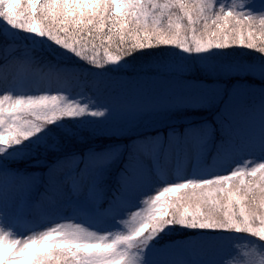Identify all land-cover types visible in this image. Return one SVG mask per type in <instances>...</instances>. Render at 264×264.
I'll use <instances>...</instances> for the list:
<instances>
[{
  "label": "snow or ice",
  "instance_id": "obj_1",
  "mask_svg": "<svg viewBox=\"0 0 264 264\" xmlns=\"http://www.w3.org/2000/svg\"><path fill=\"white\" fill-rule=\"evenodd\" d=\"M0 30L2 59L20 70L13 89L39 77L79 86L73 77L81 73L113 86L91 111L64 95H0V215L18 217L17 202L38 201L49 212L71 206L105 226L101 235L80 223H57L27 236L12 224L0 226V264H264V243L248 241L250 247L217 259L223 249L215 242L232 237L206 235L264 242V162L254 163L257 154L264 161V0H0ZM18 33L33 42L11 55L22 41ZM233 48L259 56L227 55ZM154 50L173 55L124 74L129 58ZM60 53L78 65L62 63ZM189 109H204L211 120L176 123ZM85 114L102 119L78 121L107 125L93 126V134H127V142L36 159L31 169L38 174L19 166L40 145L60 153L61 141L53 136L48 144L50 133L42 134ZM242 153L254 166L209 175ZM162 163L175 167L179 181L160 186L142 201L146 209L132 211ZM109 225L125 230L114 233ZM175 229L200 234L205 246L166 241Z\"/></svg>",
  "mask_w": 264,
  "mask_h": 264
},
{
  "label": "rangeland",
  "instance_id": "obj_2",
  "mask_svg": "<svg viewBox=\"0 0 264 264\" xmlns=\"http://www.w3.org/2000/svg\"><path fill=\"white\" fill-rule=\"evenodd\" d=\"M223 3H231V0H220ZM258 3V0H257ZM18 35L22 36L18 45V51L11 53V55H21L26 50V48L30 47V44L33 42V38L23 37L24 33H18ZM26 38V40H25ZM5 39L3 35V31L0 30V43ZM51 49V46H48ZM55 51V50H52ZM6 53L4 51H0V95L3 94H14V95H64L69 98L70 102H74L79 104L80 106H88V110H96L97 101L104 100L108 93L103 92L104 88H108V92H112L113 86L107 84L104 80L99 77H94L88 73L78 74L73 79H79L81 81L79 86L68 87L64 82L57 81H49L44 77L37 78V83L33 84L29 87H19L17 86L15 89L11 87L13 83V74H17V79H19V66L6 65L2 59V57ZM61 57L62 63H68L71 65H78V62L75 61L70 56H66L63 54ZM173 55L172 52H165L161 50H154L144 54H137L135 58H129V65L127 69H125L124 74L131 75L133 72H139L142 70V65L155 57H168ZM232 57H243L248 60H251L255 57H258L259 54L254 51L244 50L239 48H233L229 50L227 54ZM151 71V69H148ZM93 72L103 71L92 69ZM110 72L119 74L121 72L120 69H109ZM198 115V116H196ZM198 117V118H197ZM199 117L201 119H199ZM207 117V119H205ZM80 119H102V118H92L85 114L84 117L76 118L75 120H68L65 118L64 121L60 122L59 125L51 126L48 129V133L42 134L48 135L47 143L52 144L54 141L52 137L54 136L57 140H60L64 145L60 153H54L49 151L45 153L43 151V146L40 145L36 149V154L31 158V162L21 160L19 166L23 169L25 167L30 168L31 171H36L39 173V169H31L32 162L36 159H40L42 161L51 162L53 158L60 154L69 153L70 151L75 150L76 152H86L89 147L103 148L110 143L113 142H127L128 135H122L117 137L115 135L105 133V132H97L93 134L91 129L93 126L96 128L107 127V125H93L91 121L87 123L80 122ZM196 119H199L196 120ZM196 120V121H195ZM210 121L211 117L208 116V113L204 109H189L185 113H183L179 120H176V123H187L188 121H192L194 123H200L203 121ZM197 123V124H198ZM146 129L140 128L138 131H145ZM83 137V139H80ZM37 144V141L34 139L32 142H26L22 147L21 151L24 149H32L33 145ZM251 154L242 153L237 156L234 164L226 165L224 167H214L210 169L209 175L215 174H223L225 173L229 167L231 166H239L243 164L244 166H254V163L264 162L259 159V155H256V159L254 163L250 164L248 157ZM211 165V161L209 163ZM180 176L177 175L176 169L174 166H169L167 163H162V167L158 173V179L154 182L153 185H149L144 189V194H142L139 198L140 205L139 207L132 206V211H139L142 208L146 209L147 205H144L142 201L148 198V195H154L160 186H166L168 183L173 181H179ZM17 212L19 213L18 217L14 216L10 212H5L3 215H0V226H6L8 224H12L15 230L23 236L33 235L39 231L47 230L49 227L55 226L57 223H80L81 226L87 227L90 231H96L98 234H105V226L100 224H94L85 219V217L81 215L74 214L71 206L65 207L63 210L59 212H49L47 210V206L45 204H40L38 201H34L30 204H24L21 202H17ZM130 216V212L124 213V218L128 219ZM111 227V230L115 233L116 231L125 230L122 226L119 228ZM6 230H8L6 228ZM200 234H189L185 230L175 229L169 236L165 237L166 241H173L177 243H185L191 244L197 248L205 246V242L199 239ZM206 235L213 236H231V240H217L215 243L218 247L222 248L223 251L220 252L217 256V259L220 256H224L227 254L229 249L232 250H240L245 247H250L248 245V241H252L253 243L259 245L264 242L258 241L256 238L247 236V234H234V233H207ZM16 238H23L22 236H17Z\"/></svg>",
  "mask_w": 264,
  "mask_h": 264
},
{
  "label": "trees",
  "instance_id": "obj_3",
  "mask_svg": "<svg viewBox=\"0 0 264 264\" xmlns=\"http://www.w3.org/2000/svg\"><path fill=\"white\" fill-rule=\"evenodd\" d=\"M25 40H26V38H25ZM27 41V40H26ZM19 49V48H18ZM61 57H63V55L60 53L59 54ZM196 116H198V115H196ZM198 118V117H197ZM199 119H201L200 117H199ZM199 119H196V120H198L199 121ZM205 119H207V117H205ZM195 120V121H196ZM198 121H197V123H198ZM72 153H78V152H76L75 150H73V151H70L69 153H65V154H72ZM80 153H82V152H80ZM60 155H62V154H60ZM64 155V154H63ZM210 159H209V163H210Z\"/></svg>",
  "mask_w": 264,
  "mask_h": 264
}]
</instances>
